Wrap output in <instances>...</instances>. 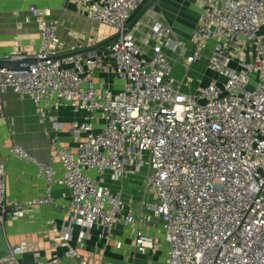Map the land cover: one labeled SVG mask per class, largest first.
Listing matches in <instances>:
<instances>
[{
  "label": "built area",
  "instance_id": "obj_1",
  "mask_svg": "<svg viewBox=\"0 0 264 264\" xmlns=\"http://www.w3.org/2000/svg\"><path fill=\"white\" fill-rule=\"evenodd\" d=\"M71 1L115 35L103 53L75 47L60 53L59 21L47 20L48 9L30 7L38 45L2 59L35 62L27 70L0 69V93L9 88L28 96L41 115L67 108L85 116L69 128L76 149L57 146L48 163L17 144L10 147L13 157L36 168L45 189L23 206L4 204L0 193L3 212L19 218L26 207L52 205V190L62 186L68 196L65 220L51 222L48 236L51 247L66 248L68 256L85 248L96 225L105 234L122 225L133 227L138 253L164 247V264H264V0H199L193 50L185 62L208 51L206 67L217 77L200 80L193 91H183L188 81L174 83L164 50L184 56L185 45L172 37L169 25L154 23L142 39L154 42L150 55L129 33L132 13L146 0ZM97 72L118 79L120 89L97 81ZM51 142L55 146L56 138ZM144 169L149 217L125 205L106 183L107 175L122 184ZM4 171L0 163V175ZM151 218L160 221L153 224L155 232L145 226ZM27 247L12 248L0 264H18L17 255Z\"/></svg>",
  "mask_w": 264,
  "mask_h": 264
},
{
  "label": "crops",
  "instance_id": "obj_2",
  "mask_svg": "<svg viewBox=\"0 0 264 264\" xmlns=\"http://www.w3.org/2000/svg\"><path fill=\"white\" fill-rule=\"evenodd\" d=\"M31 6L48 9L50 15L47 20L59 21L56 36L61 44L60 53L68 52L71 47L83 53L94 50L98 54L103 53V44L115 35L111 27L93 22L78 12L71 0H0V59L13 51L27 54L38 45L39 31ZM200 10L199 0H146L128 21L129 33L147 55L151 54L154 42L144 44L142 39L151 33L152 25L162 23L171 27L172 37L185 45V55H175L176 52L168 49L164 52L172 65L174 83L189 82V87H183V91H193L200 80L205 84L217 77L206 67L208 51H204L199 60L185 62V57L193 50L190 37L198 23ZM95 79L110 84L114 91L120 89L121 82L109 73L97 72ZM84 116V113H75L67 108H50L41 115L28 96H19L9 88L0 93V163L5 169L0 175V193L4 204L23 206L32 203L42 196L45 189L43 180L36 176V168L13 157L10 147L17 144L40 162L48 163L57 146L76 149V144L69 137V128L82 121ZM55 123L61 128L56 129ZM53 137L57 141L55 146L51 142ZM111 181L107 175V186L120 193L125 205L137 214L151 216L146 205L152 200L144 202L134 195L131 187L125 188ZM51 196L54 199L52 205L26 207L23 216H7L0 223V257L6 256L16 246H28L17 255L18 264H81L82 260L86 264H164V247L146 254L135 250L132 226L118 225L105 234L101 226L96 225L86 240L85 248L77 249V256H68L64 247H51L48 236L50 224H60L65 220L68 201L67 191L62 186L55 187ZM153 224L158 226L160 221L151 218L145 226L155 232ZM29 245L35 248L30 249ZM71 245L76 248V237H73Z\"/></svg>",
  "mask_w": 264,
  "mask_h": 264
},
{
  "label": "water",
  "instance_id": "obj_3",
  "mask_svg": "<svg viewBox=\"0 0 264 264\" xmlns=\"http://www.w3.org/2000/svg\"><path fill=\"white\" fill-rule=\"evenodd\" d=\"M35 60L31 57H17L10 59H0V69H7L10 71L27 70ZM0 215H2L3 220L7 219V215L3 212V207L0 205Z\"/></svg>",
  "mask_w": 264,
  "mask_h": 264
},
{
  "label": "rangeland",
  "instance_id": "obj_4",
  "mask_svg": "<svg viewBox=\"0 0 264 264\" xmlns=\"http://www.w3.org/2000/svg\"><path fill=\"white\" fill-rule=\"evenodd\" d=\"M175 55H178V54L176 53ZM146 172H147L146 169L142 170V172L140 174H138L136 177H134V178L131 177L132 181L130 180L131 178H129L128 180L124 181L122 183V185L125 188L131 187L130 189H132V192L134 193V195L139 197L140 200L143 199L144 202H149L152 200L151 194L149 192L144 191V177L146 175ZM111 182H115V181H111ZM115 183H118V182H115ZM132 183L134 184L133 187L131 186ZM118 184H120V183H118ZM9 210H10V208L7 209V211H9Z\"/></svg>",
  "mask_w": 264,
  "mask_h": 264
}]
</instances>
